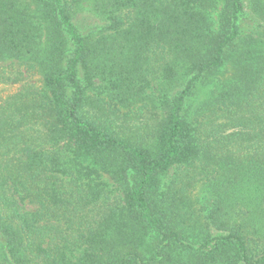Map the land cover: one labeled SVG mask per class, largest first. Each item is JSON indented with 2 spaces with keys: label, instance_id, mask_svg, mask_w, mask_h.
I'll use <instances>...</instances> for the list:
<instances>
[{
  "label": "trees",
  "instance_id": "1",
  "mask_svg": "<svg viewBox=\"0 0 264 264\" xmlns=\"http://www.w3.org/2000/svg\"><path fill=\"white\" fill-rule=\"evenodd\" d=\"M83 1L0 0L41 76L0 100V264H264V0ZM197 161L189 223L161 176Z\"/></svg>",
  "mask_w": 264,
  "mask_h": 264
},
{
  "label": "rangeland",
  "instance_id": "2",
  "mask_svg": "<svg viewBox=\"0 0 264 264\" xmlns=\"http://www.w3.org/2000/svg\"><path fill=\"white\" fill-rule=\"evenodd\" d=\"M248 9V5L246 6ZM246 16L243 17L245 19ZM79 22H81V25L84 29L94 28L98 29L102 24H104V20L102 17L97 14L91 4L89 3V0H84L82 2V9L79 12V15L77 17ZM246 22L249 21V19H245ZM2 70H5L2 74L6 78H8L6 81H0V100L5 98L8 94H11L18 89H20V86L22 85L21 80H27L32 83H40L41 76L37 72H30L28 73L22 63L19 59H7L4 61H0V72ZM223 70V71H227ZM8 72V73H7ZM225 75H228L230 73L224 72ZM18 80V81H17ZM97 83L101 84L103 83L99 78L97 77ZM104 84V83H103ZM156 81H152L150 84V87L146 89V92L150 93L154 91ZM196 104L198 103H204V88L202 89L200 95L196 99ZM202 105V104H200ZM191 123L194 125L195 123L193 120H191ZM199 161L196 162V166H190L189 163L181 162L180 164H177L170 168L167 172H165L161 176V186L160 189L162 191H165L170 194H174L175 192L183 198V201L185 200V209L188 210L190 213L187 215V220L189 223H192V221L197 216L198 213H205L206 209L204 208L205 203L207 202L206 196H214L215 192L214 188L207 183L204 179V172L200 173L199 170L196 169L197 165H199ZM109 190L110 192L116 196H119L120 194L116 190V185L113 181L109 182ZM243 185V184H241ZM209 204L212 202V198ZM116 200V198H115ZM208 204V205H209ZM30 208H33L32 205H29Z\"/></svg>",
  "mask_w": 264,
  "mask_h": 264
}]
</instances>
